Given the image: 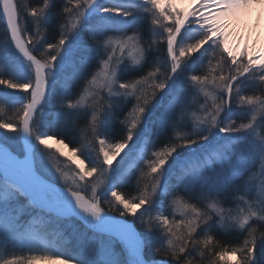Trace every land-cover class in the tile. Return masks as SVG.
<instances>
[{
    "label": "snow or ice",
    "instance_id": "obj_1",
    "mask_svg": "<svg viewBox=\"0 0 264 264\" xmlns=\"http://www.w3.org/2000/svg\"><path fill=\"white\" fill-rule=\"evenodd\" d=\"M257 4L264 0H0L8 65L0 104L18 106L19 118L0 115V242L30 239L42 218H78L86 231L73 233L75 264H264V44L240 49L238 31ZM57 9L63 26L48 43L40 28ZM189 96L202 113L192 125ZM237 109L250 114L246 123ZM181 123L192 130L123 174L143 138L163 143ZM78 132L90 139L70 148L69 183L40 146L58 138L69 148ZM86 176L98 179L88 198L78 187ZM222 232L243 242L218 249ZM73 258L12 255L0 264Z\"/></svg>",
    "mask_w": 264,
    "mask_h": 264
},
{
    "label": "trees",
    "instance_id": "obj_2",
    "mask_svg": "<svg viewBox=\"0 0 264 264\" xmlns=\"http://www.w3.org/2000/svg\"><path fill=\"white\" fill-rule=\"evenodd\" d=\"M16 2H18L21 5H24L25 3H27L30 6H37V7L42 5V0H16ZM55 2L62 5L64 0H55ZM58 11L59 9L53 12L49 17L48 24L40 28V35L43 36L44 39L48 43H54L59 39L60 29L63 26V20H60L57 18ZM22 27H24L23 24H22ZM27 27L29 28V30L33 32V34H35V27L33 25L29 24ZM4 40H5V25L2 24L0 27V44H3ZM13 59L15 58L13 57ZM6 67H8L7 64L0 63V71H3V69ZM153 67H155V65H153ZM196 67L197 69L200 68L199 61H197ZM147 70H148L147 68L144 69L145 72ZM96 71H99V68H95L93 70V74H95ZM190 74H191L190 72L187 73L185 77L183 78L186 79L187 76ZM21 78L23 79V77ZM89 79H91V76H89ZM84 86H86V84L80 87L81 93L83 92ZM19 95H24V94L19 93ZM77 99H79V95H76L73 98V102ZM203 99H204L203 95L201 94L199 96V101L203 102ZM187 102H188L189 107L186 109L185 120L187 121L189 125H192L196 122L197 117L202 115V113L198 111L200 104L195 101V98L193 96H189ZM0 107H3L5 109L4 113L0 114L3 116L4 119H10V118L19 119L18 117H15V112L18 110V106L17 108L14 109V108H9L8 105L0 104ZM48 111H51V108ZM239 111L240 113L247 114L246 112H243L241 110ZM124 115L126 116L127 113H125ZM234 116L237 117V123L247 122L241 119L242 116L240 114L237 115L236 111L234 112ZM48 119L49 117L46 115L44 117L45 124H47ZM81 127H83V125H81ZM191 130L192 129L190 126L185 127L184 124L181 123L177 127L171 129L169 134L163 137V143L160 142V138L157 135L145 137L146 147L148 150L147 155L150 156L152 151L162 150L163 147L167 146L170 139H177L181 135H186ZM0 131H5V130H0ZM38 131L44 134V133H47L49 129L47 127H42L38 129ZM258 131H261V130L258 129ZM57 139L58 138H53L54 142L57 143ZM88 139H90V136H84L83 134L78 132L77 137H76V142L74 144L69 145V148H67L68 153L71 155L70 148L72 147L80 148L81 145L86 143ZM40 147L44 151L49 153V155L46 156V159L48 160L49 164L53 167V169L58 167L61 170H67V171L73 170L74 171L76 166L73 163L69 166H65L67 163H69L68 161L69 159L67 160L66 158L60 156L58 153L56 154L55 148L52 147L50 149H44L43 146H40ZM84 155L85 157L91 159V153L89 151L85 150ZM73 158L76 159L75 157ZM137 161L139 160L136 159L135 161L132 162L130 166H127L123 174L132 175L133 170L135 169V163ZM114 164H116V162ZM84 167H87V163H85ZM135 173L137 176L140 175L139 170H135ZM80 183L81 182H79V184ZM87 184H88L87 185V188H88L89 185H91V183H87ZM135 184H136V181L135 179H133L132 181L133 187H132V192H131L132 196L136 195ZM81 185L82 187L84 186L83 183H81ZM124 194L128 195V192L125 190ZM168 210L171 211V209H168ZM44 227H47L48 229L45 231H41V228H44ZM84 231H86V229L82 227L79 224V222L75 219L66 220V221L61 220L57 224H50L46 218H42V220L37 223L35 227V234L30 239H27L23 242L19 240H15L10 243L0 242V261L9 259L11 258L12 255H23L25 259H27L31 255H37V256L53 255L54 253H57V252L67 251L69 254H71L74 257L73 260L69 262V264H75V261L76 259H78V257L75 255V252L73 251V243L75 239L73 233L74 232L80 233ZM261 231H264V229H262ZM216 238L220 242L217 245L218 249L220 247L230 248L232 246L238 245L243 242V236L240 235L238 232H230V233L222 232ZM235 259L233 261H235Z\"/></svg>",
    "mask_w": 264,
    "mask_h": 264
},
{
    "label": "bare ground",
    "instance_id": "obj_3",
    "mask_svg": "<svg viewBox=\"0 0 264 264\" xmlns=\"http://www.w3.org/2000/svg\"><path fill=\"white\" fill-rule=\"evenodd\" d=\"M180 5L190 4L185 2ZM238 31L242 37L239 45L245 46L247 42L250 48L255 44L259 50V46L264 44V4H257L250 9L249 14L242 19Z\"/></svg>",
    "mask_w": 264,
    "mask_h": 264
},
{
    "label": "rangeland",
    "instance_id": "obj_4",
    "mask_svg": "<svg viewBox=\"0 0 264 264\" xmlns=\"http://www.w3.org/2000/svg\"><path fill=\"white\" fill-rule=\"evenodd\" d=\"M176 6H178V7H182V8H185V9H187V8H190L191 7V5H189V6H183V5H180V4H178V5H176ZM5 25L4 24V21L3 20H0V27H1V25ZM235 47V46H234ZM244 46L243 45H239V48L240 49H242ZM236 113H237V115H241L242 117H245V116H248V117H250V114L249 113H247V114H243V113H240V111L239 110H236ZM243 120H245V121H247L246 119H243ZM48 144H50L51 145V148L53 147V148H55V149H60L61 151H63L64 153H65V155L64 156H62V157H64V158H66L67 160H68V156L70 155L69 153H68V151H67V148H64L62 145H60V144H57L56 142H54V140L52 139V140H49L48 141ZM141 149H142V144H141V142H140V146L137 148V154H140V157L141 156H144L145 154L143 153V151H141ZM56 152V154L58 153L57 151H55ZM59 154V153H58ZM136 154V155H137ZM73 160H75L74 158H73ZM69 161V163H67L65 166H69V165H71L72 164V161H70V160H68ZM77 163H78V161H77ZM114 166H115V164H114ZM82 167H84V165H82ZM68 169H70V168H68ZM64 173H65V175L67 176V178H68V182L69 183H71L72 182V177L75 175V172L73 171V170H62ZM60 183L61 184H63L64 183V180H63V178H61L60 179ZM81 183H83V187H82V185H81ZM79 185H78V187L80 188V189H82V195H84L86 198H88V197H90L91 196V188H92V186H93V184H95V183H98V179H96V180H94L93 179V177H88V176H86L85 177V181H83V182H81ZM87 183H91V185H89V187L87 188ZM74 187H76L77 185H73ZM48 228L47 227H44V228H41V231H45V230H47ZM232 259V261L235 259V257H232L231 258ZM42 264H44V263H42ZM47 264H61V261H59V260H56V261H50V262H47Z\"/></svg>",
    "mask_w": 264,
    "mask_h": 264
}]
</instances>
